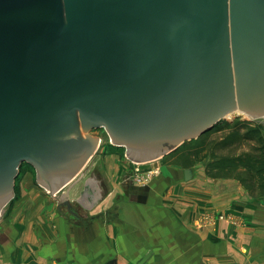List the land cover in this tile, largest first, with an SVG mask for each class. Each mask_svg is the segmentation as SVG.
<instances>
[{
    "label": "water",
    "instance_id": "obj_1",
    "mask_svg": "<svg viewBox=\"0 0 264 264\" xmlns=\"http://www.w3.org/2000/svg\"><path fill=\"white\" fill-rule=\"evenodd\" d=\"M238 115L264 116V0H0V214L23 162L51 190L93 128L142 162Z\"/></svg>",
    "mask_w": 264,
    "mask_h": 264
},
{
    "label": "crops",
    "instance_id": "obj_2",
    "mask_svg": "<svg viewBox=\"0 0 264 264\" xmlns=\"http://www.w3.org/2000/svg\"><path fill=\"white\" fill-rule=\"evenodd\" d=\"M92 155L51 190L22 163L0 214V264H264V194L205 168L186 179L171 165L141 180L116 153ZM26 164L34 170L21 172ZM206 209L232 217L201 224Z\"/></svg>",
    "mask_w": 264,
    "mask_h": 264
},
{
    "label": "rangeland",
    "instance_id": "obj_3",
    "mask_svg": "<svg viewBox=\"0 0 264 264\" xmlns=\"http://www.w3.org/2000/svg\"><path fill=\"white\" fill-rule=\"evenodd\" d=\"M262 120H264V116H261L258 119H250L248 118V115L235 116L230 123L224 121V124L216 126L198 138L183 142L177 149L168 154L142 162L130 159L125 154V148L123 146L114 145L110 136L107 134V131L103 127L93 128L89 130V133L99 137L101 147H99L98 150L96 149V151L92 153V156L101 158L105 155L116 153L121 158L119 159L126 163V170L132 171L134 173L133 177H139L141 180H144L155 173L169 172V167L171 165L177 167H192V176L197 175L198 177L205 168L206 163L212 159V156L209 155V152L211 151H215L217 155H221L240 154L258 150V148L264 144V121ZM232 128L238 129V133L233 134V136L230 135ZM229 135V143L227 146L223 147L219 145V147H217L214 145L215 141ZM212 146L213 148H211ZM203 153L207 154L202 156ZM29 166L30 165L28 164L24 165L21 172L26 171L27 169L33 171V167L30 168ZM95 166H97V164H95ZM137 166H140L139 169ZM88 171H91V168H88ZM218 178L225 177L219 176ZM229 217H232L231 212H226L224 210H218L217 212L214 209H206L202 211L196 220L201 224L214 223L218 219H227Z\"/></svg>",
    "mask_w": 264,
    "mask_h": 264
},
{
    "label": "trees",
    "instance_id": "obj_4",
    "mask_svg": "<svg viewBox=\"0 0 264 264\" xmlns=\"http://www.w3.org/2000/svg\"><path fill=\"white\" fill-rule=\"evenodd\" d=\"M224 121L230 123L232 120L229 121L227 119H223L199 136L209 132L216 126L224 124ZM237 133L238 129L232 128L230 135L233 136V134ZM230 135L215 141L214 145L217 147H219V145L223 147L227 146ZM211 148H213V146ZM206 154L207 153H203L202 156ZM209 155L212 156V159L209 160L205 165V172L207 175L212 177H234L237 178L247 188L250 194H264V144L259 147L258 150L247 153L217 155L215 151H211L209 152Z\"/></svg>",
    "mask_w": 264,
    "mask_h": 264
},
{
    "label": "built area",
    "instance_id": "obj_5",
    "mask_svg": "<svg viewBox=\"0 0 264 264\" xmlns=\"http://www.w3.org/2000/svg\"><path fill=\"white\" fill-rule=\"evenodd\" d=\"M148 174H150V173H148Z\"/></svg>",
    "mask_w": 264,
    "mask_h": 264
}]
</instances>
